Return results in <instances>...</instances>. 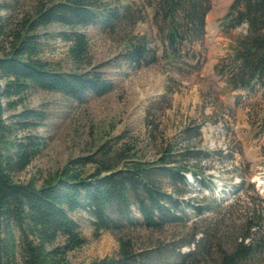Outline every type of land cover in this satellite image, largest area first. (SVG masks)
I'll list each match as a JSON object with an SVG mask.
<instances>
[{
  "label": "trees",
  "instance_id": "trees-1",
  "mask_svg": "<svg viewBox=\"0 0 264 264\" xmlns=\"http://www.w3.org/2000/svg\"><path fill=\"white\" fill-rule=\"evenodd\" d=\"M210 8L211 0H140L127 5L112 0H42L34 14L11 26L0 22V264H73L69 254L85 243L74 219L78 213L91 218L96 234L109 231L118 237L115 255L89 264H155L164 250L138 244L137 232L183 223L187 206L198 215L212 209L185 199L189 174L201 187H210L198 163L210 155L182 148V143L168 142L158 158L145 160L123 135L87 156L70 159L39 188L16 181L45 145V138L35 131L44 125L46 114L26 107L16 112L30 91L60 93L83 102L89 94L101 96L113 88L96 68L81 70L91 66L85 30H127L124 57L139 68L158 61L148 41L134 32L147 11L168 53L178 59L205 37ZM226 20L229 28L247 24L248 33L225 58L231 63L219 64L218 72L235 89L253 90L264 83V0H234ZM52 26L62 28L58 37L69 45L76 70H54L43 60ZM189 131L184 130L188 136ZM261 218L245 221L240 238L221 251L218 264H244L264 253ZM198 251L177 254L195 258Z\"/></svg>",
  "mask_w": 264,
  "mask_h": 264
},
{
  "label": "rangeland",
  "instance_id": "rangeland-1",
  "mask_svg": "<svg viewBox=\"0 0 264 264\" xmlns=\"http://www.w3.org/2000/svg\"><path fill=\"white\" fill-rule=\"evenodd\" d=\"M41 1L0 0V22L11 26L34 14ZM112 1L122 5L140 3ZM233 2L211 0L205 37L188 46L189 55L182 53L178 59L168 53L151 11H147L134 32L148 41L158 61L139 68L124 57L127 30L117 34L97 26L85 30L91 66L81 70L96 68L112 82L113 88L101 96L89 94L83 102L60 93L30 91L16 112L26 107L46 114L44 125L35 131L45 138V145L16 181L39 188L70 159L87 156L123 135L124 140L136 144L139 157L145 160L158 158L168 142L182 143V148L191 147L210 155L198 161L210 187H201L189 174L185 199L212 209L198 215L187 206L183 223L156 232H137L138 244L164 250L155 264H218L221 251L231 248L240 238L242 226L250 217H262L264 232V83L253 90L235 89L218 72L219 64L231 63L225 58L233 54L237 42L248 33L247 24L227 27L226 15ZM61 30L60 26L50 28L51 37L46 40L42 58L54 70L70 72L77 67L69 57V45L58 37ZM186 129L190 136L184 132ZM184 138L188 140L183 141ZM74 219L85 243L69 254L73 264H89L117 253L116 234H96L85 213L75 214ZM195 248L199 250L195 258L177 254ZM244 264H264V253Z\"/></svg>",
  "mask_w": 264,
  "mask_h": 264
}]
</instances>
